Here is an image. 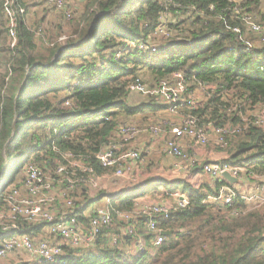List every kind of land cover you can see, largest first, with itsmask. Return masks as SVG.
<instances>
[{
	"label": "trees",
	"instance_id": "obj_1",
	"mask_svg": "<svg viewBox=\"0 0 264 264\" xmlns=\"http://www.w3.org/2000/svg\"><path fill=\"white\" fill-rule=\"evenodd\" d=\"M8 1L15 12L17 42L10 47L5 0H0V214L6 213L10 189L21 185L29 162L49 176L47 179H56V185L58 178L53 175L61 152L66 151L91 166L94 178L113 175L118 167H102L95 155L118 140L119 126H164L169 121L157 114L168 110V105L156 96L130 102L128 86L139 70L152 77L149 86L181 72L186 96L197 85L204 86L208 98L193 108H179L181 120L194 119L197 128L210 135L211 129H225L217 135L221 142L208 146L226 156L216 164L246 168L242 178L244 175L249 182L264 176V128L251 117L244 118L247 107L253 110L264 105V13L262 22H255L262 28L258 33L240 20L253 8L259 11L264 0H83L75 10L65 0L70 4L65 7L71 10L69 21L75 23L65 34L63 46L54 43L49 47L44 36L38 37L26 24L30 1ZM42 3L59 16V25L67 21L63 11H55L47 0ZM167 12L183 18L165 26L171 43L152 50L151 36ZM58 30L63 32L61 27ZM247 32L257 36L259 44ZM166 136L173 138L169 133ZM23 155L24 160L5 173L9 171L7 158ZM144 156L141 152L136 161ZM209 164L200 161L190 171H203ZM210 180V184L195 187L186 179L148 177L132 191L105 194L99 187L92 198L88 186L73 188L66 194L74 203L71 214L85 228L95 211L90 203L100 197L114 210V220L102 227L91 248L63 246L53 264H264V202L250 208L237 192L233 203L224 205L219 190L232 186L222 178ZM60 187L66 189L64 180ZM175 194L184 196L188 204L153 216L158 230L170 232L162 235L163 241L156 247L155 233L146 231L149 218L137 213V207L147 199L173 202ZM256 194L261 195L260 188ZM115 211L132 218L120 221ZM13 221L18 230H0V244L16 233L55 243L60 240L58 235L44 232L49 223H28L23 217ZM127 227L134 230L132 236L121 234ZM115 236L118 241L113 244ZM137 237L144 239L153 256L145 250L130 257L126 250Z\"/></svg>",
	"mask_w": 264,
	"mask_h": 264
},
{
	"label": "built area",
	"instance_id": "obj_2",
	"mask_svg": "<svg viewBox=\"0 0 264 264\" xmlns=\"http://www.w3.org/2000/svg\"><path fill=\"white\" fill-rule=\"evenodd\" d=\"M53 6L55 11H63L66 20L71 18V12L66 10L65 0H47ZM4 10L8 18V34L10 38V47L16 45V21L14 11L9 7V1L5 0ZM250 15L243 14L240 20L245 23L248 30L258 33L261 27L255 22H250ZM166 24L161 22L152 34L154 36H167L170 34L166 31ZM234 32H239V28H234ZM264 41V39H262ZM151 43V41H150ZM251 47V44H248ZM154 45L151 47L155 50ZM130 82L128 90L133 93H139L143 96H156L160 101L168 105V110L176 113L179 108H193L197 102L193 95L186 96V85L183 74L175 72L171 77L164 78L159 83H154L149 86L146 85L142 79L137 76ZM253 123L264 128V105H257L254 114L251 117ZM163 128L149 127L151 134L154 136L165 137L163 143V152L171 157H177L182 161V164L177 166L179 172L186 169H193L198 165L199 160L194 155H187L180 148V141L185 138L194 139L197 143L204 144L208 140V134L197 128L195 120L187 118L177 124H165ZM145 130L138 128L133 124H125L119 126L117 130L118 140L107 144L102 152L95 155V159L104 168H112L117 166V170L113 174L114 177H121L127 169L121 165L122 162L136 161L139 159L141 150L133 148L131 145ZM217 136L225 133V129H211ZM173 136L168 139L166 134ZM165 134V136H163ZM217 142H221L219 138ZM57 150V149H56ZM61 161H59L54 172L55 178H58V185L53 183L56 179L52 177L46 178L37 165L29 162L24 168V179L20 186L10 189L7 196L8 206L6 213L0 214V230L6 232L9 228L18 230L14 225V219L23 217L28 223H49L48 231L60 237L59 242L55 243L49 240H35L24 234H13L3 240L0 244V259H6L14 254H23L25 256L24 263H55L62 255V247L67 246L69 249L77 248H91L103 226L110 225L114 220L113 209L107 207L95 208L94 214L89 221V227L85 228L77 218L72 215L74 203L72 199L67 197V192L75 187L82 185L88 186L90 190H98L99 183L91 166L82 164L76 156L70 152H61ZM243 170V171H242ZM203 172L212 178H222L224 172H228L235 178H240L246 172L244 167H232L227 164L212 163L204 166ZM241 175V176H240ZM49 177V176H47ZM62 178V179H59ZM223 179V178H222ZM62 180L66 183V189H62L60 185ZM261 195L256 193L251 195L248 200H260L259 203L264 202V189L260 190ZM237 196V192L229 187H221L219 190V199L224 205L233 203ZM187 199L179 194H175L174 201H159L150 202L145 201L137 207V213L146 215L149 218V223L146 226V231L155 233L153 240L154 246H159L162 241V231L155 227L152 221L153 216L158 214H168L171 210L183 209L187 206ZM117 219L120 221L131 220V215L126 212L115 211ZM233 214L237 215V212ZM123 231V232H122ZM129 234L132 236L134 230L127 227L121 230V234ZM37 238V237H35ZM113 244H116L118 237H113ZM148 250L146 243L142 237H137L130 242L129 255L135 258L141 252ZM151 250V249H150Z\"/></svg>",
	"mask_w": 264,
	"mask_h": 264
},
{
	"label": "rangeland",
	"instance_id": "obj_3",
	"mask_svg": "<svg viewBox=\"0 0 264 264\" xmlns=\"http://www.w3.org/2000/svg\"><path fill=\"white\" fill-rule=\"evenodd\" d=\"M26 2L30 1L29 5H31V7H29L28 9V12L25 16V19H26V24L32 28L33 30H35V32H37V36H44V40L48 41L46 42L48 47L52 44H59L61 46H63V44L66 42L67 40V36H65V34L67 32H69L75 21H73V19L71 21L67 20V21H62L59 25L58 24V21H57V18L59 16L55 15L54 14V11L52 9H47L43 3H42V0H25ZM237 3L238 2H242V0H237L236 1ZM72 3H76L75 5L78 6L79 5V0H72ZM66 5H69V2H66ZM70 6V5H69ZM73 6V5H72ZM74 7V6H73ZM73 7H71L72 9H74ZM71 12V10H70ZM252 12V13H251ZM262 13H264V6H261L259 11L257 10H254V8L252 10H249V12H246V14L250 15L249 18H250V22H262L261 20V15ZM252 14V15H251ZM183 17L182 16H176L172 13H164L162 14V17H161V22L163 24H166V25H169V24H174L176 23L178 20H181ZM61 27V30L64 32H61L60 30H58V28ZM247 37L251 38V40H253L252 42L256 43V44H259L258 43V37L257 36H254L253 34L247 32L246 33ZM245 35V36H246ZM264 37V32H263V35ZM171 38H168L167 36H161V35H158V36H154L151 40V43L155 46L153 48L157 49V48H161L162 46H167L168 44L171 43ZM40 52H42L40 50ZM136 76L140 79L143 80V82L147 81L148 82V85L152 84L153 80H152V77L150 78L149 74L143 70H139L137 71V74ZM149 77V78H148ZM190 85H188L189 87ZM213 88V87H212ZM192 95L193 97L195 98V100L197 101V105H200L203 101H205L207 98H208V91H206V88L202 85H197V87L195 89H193L192 91ZM130 102L132 104H137L143 100H146L147 98L139 93H136V92H133V93H130ZM199 100H201L199 102ZM248 108V111L246 112V116L244 118H247V117H252V115L254 114V111L256 109V107H254L253 110H249V107ZM147 114L149 115H152L151 112H148ZM157 114L159 116H162L164 120H173V122L176 123V120L178 119L175 115V113L169 111V110H166V111H160V112H157ZM178 114V113H177ZM136 119H140L141 117L140 116H136L135 117ZM167 121V122H169ZM163 122V121H162ZM135 125L138 126H141L140 128L144 129L145 132L149 133L151 132L150 129H148L149 127H153V128H163L161 125H158V124H150V123H135ZM148 125H153V126H149ZM212 132V131H211ZM138 139V138H137ZM136 139V140H137ZM194 140V139H193ZM214 142H217V136L212 132V134H208V140L206 143L204 144H200V143H197L199 146H204L205 148H207L209 145H214ZM135 141L131 144V145H134ZM180 148L181 150H183V152H185L187 155H189L186 151H184V149L182 148V146L180 145ZM162 153L160 152H157V154L155 155L156 157L159 158V160L161 161H164L165 160V153L163 154V151L161 150ZM167 156L166 157H171L170 155L166 154ZM191 155V154H190ZM168 157V158H169ZM25 156L23 155L22 156H19V157H14V156H9V158H7L6 160V163H7V167L9 169V171H5V173L7 172H10L12 170V168L14 167V165L20 163L22 160H24ZM172 158H176L177 160L179 158L177 157H172ZM180 160V159H179ZM197 160H199V158H197ZM151 160H149L148 162H150ZM181 161V160H180ZM182 162V161H181ZM123 166L124 169H126V167L124 166V162H122L121 164ZM148 166V165H147ZM151 166V165H150ZM188 169L185 170V172L183 174L187 175L188 174ZM243 171V170H242ZM187 172V173H186ZM243 178L244 180L246 181L245 183L248 184L249 182V179L245 178V176L243 175ZM254 179H256V181H258V183H256L255 181H252L250 182V186H251V191L249 190V185L247 184H244L245 185V190L242 191V194H245L243 196H248L250 193V195H253L255 194L254 192L256 190H258L257 188L261 185H264V184H261L259 183L260 182V177H255ZM263 180V178H261ZM253 190H255L254 192H252ZM250 191V192H248ZM148 200V199H147ZM146 200V201H147ZM168 201V200H167ZM251 201V200H250ZM217 202V201H216ZM259 202L260 200L256 199L254 201L251 202V205H249L248 207L252 208L254 206H258L259 205ZM173 203V202H171ZM107 206V199L104 197V198H99V199H95V200H92L91 203H90V209L94 210L95 208L97 207H106ZM48 228H50V225H47L43 230L46 234H49L48 232ZM49 238L52 237V236H48ZM35 240H39V237L37 238H34ZM57 241V240H56ZM128 251V254H129V249L126 250V252ZM148 252L150 253L151 256H153V251L152 250H148ZM2 260V263L3 264H16V262L20 263V262H24L25 260V256L21 253V254H14L13 256H9L8 258L6 259H1Z\"/></svg>",
	"mask_w": 264,
	"mask_h": 264
},
{
	"label": "crops",
	"instance_id": "obj_4",
	"mask_svg": "<svg viewBox=\"0 0 264 264\" xmlns=\"http://www.w3.org/2000/svg\"><path fill=\"white\" fill-rule=\"evenodd\" d=\"M82 2L83 0H79V5L76 6L72 3V0H70V4L71 6L73 4L74 7L73 6L72 7L74 8V10L78 8L82 4ZM175 115L178 118L176 120V123L173 122V120L172 121L170 120L169 122L164 121L163 123H168L170 125L180 123L182 121L181 114H177L176 112ZM163 136H165V134H163ZM164 139L165 137L154 136L153 134L148 132L146 133L145 131L141 133L138 139L135 141L134 145L132 146L133 148H139L145 156L138 161L124 162V166L126 167L127 170L124 172V174L121 177H114L113 175L106 174L97 178L101 190L103 192H106L105 194H107V192L110 194H114L119 190L132 191L133 188L136 186V184L139 185L140 182H142L148 177L162 178L166 181H171L179 178L186 179V181L189 184L195 187H200L204 183H208V184L211 183L210 177H208V175L205 174L203 171L191 172L192 169H189L187 171L188 172L187 175L183 174L185 171L179 172L177 170V166L182 164V162L179 159L177 160L176 158H172L169 156H168L169 158L166 157L167 155H165L164 152L163 154L165 155L164 156L165 160L164 161L159 160V158L156 157L155 155L157 154V152L162 153L161 150L163 151ZM180 145L182 146L184 151H186L188 154L194 155L197 158H199V162L205 161V162H210V164H212L226 157L223 152L216 151L213 147L205 148L204 146H199L197 142L193 139H189V138L182 139L180 141ZM149 160L151 161L148 162ZM261 178H263V180ZM239 180H240L239 183L230 184V185L234 190H236V192H238L242 196V198L246 201L247 206H249L251 205L252 202L248 200V198L251 196L250 195L251 193L248 196L247 195L243 196L245 195L242 194V191L245 190L244 184L247 183H245L246 181L244 180V178H242V176L239 178ZM256 183H258V181H256ZM259 183L264 184V176L260 177ZM249 184L250 182L247 185ZM249 187H250L249 190L251 191L252 188L250 185ZM259 188L260 190L264 189V185L259 186L257 189ZM254 191L255 190H253L252 192ZM257 191H255L254 193H256ZM96 193H98L96 192V190H90L89 191L90 198L95 196ZM0 264H3L1 259H0Z\"/></svg>",
	"mask_w": 264,
	"mask_h": 264
},
{
	"label": "water",
	"instance_id": "obj_5",
	"mask_svg": "<svg viewBox=\"0 0 264 264\" xmlns=\"http://www.w3.org/2000/svg\"><path fill=\"white\" fill-rule=\"evenodd\" d=\"M222 178L228 182V184H235V183H239L240 180L238 178H235L233 176H231L228 172H224L222 175ZM170 232H162V235H169Z\"/></svg>",
	"mask_w": 264,
	"mask_h": 264
}]
</instances>
